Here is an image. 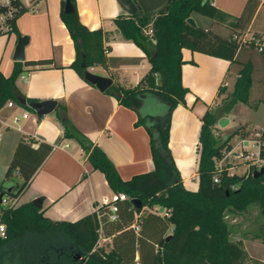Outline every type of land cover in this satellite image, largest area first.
<instances>
[{
  "label": "trees",
  "instance_id": "trees-1",
  "mask_svg": "<svg viewBox=\"0 0 264 264\" xmlns=\"http://www.w3.org/2000/svg\"><path fill=\"white\" fill-rule=\"evenodd\" d=\"M71 2L74 11L65 12V0H62L60 12L75 48V59L70 66L89 82L85 72L90 67L108 65L107 32L101 28H88L80 19L76 0ZM13 5L16 9L9 20L10 29L0 35L17 32L16 20L27 11L19 0H13ZM257 6L258 0H248L239 16H231L211 0H169L156 15L137 12L117 16L114 19L117 29L124 39L133 41L144 51L151 67L136 86L126 88L112 84L105 92L137 111L135 124L144 126L149 134L154 169L123 179L106 153L75 127L67 115L66 106L60 104L58 116L63 125V136L77 141L87 153L91 166L104 173L113 192H123L127 199L118 203V219L114 221L108 219L106 207L100 208L101 221L94 211L74 222H59L44 217L41 208L32 202L15 208L0 203V221L6 226L5 236H0V258L13 240L28 233L53 230L64 234L72 245L60 248L56 263L51 264H243L246 251L241 242L231 239L226 213L230 210L242 212L257 204L264 216V172L254 177L255 169L241 174H230L226 166L219 169L217 161L230 147L232 136L237 132L245 135L248 131L240 128L219 142L215 128L220 118L226 116L237 102H249L252 63H243L234 90L224 103L206 110L201 118L197 190L184 186L169 141L173 111L179 104L187 103L186 95L190 91L182 82L183 48L234 61L244 40V30ZM193 12L208 16L215 23L228 25L231 34L226 37L211 28L191 25L188 18ZM150 29L151 34L148 33ZM52 63L51 59L16 61L8 77L0 71V109L8 101L26 107L36 102L19 90L16 79L23 72V64L45 66ZM148 96L162 103L164 111L161 115L143 112ZM258 103H251V106L255 108ZM52 150L53 145L46 142L35 147L20 141L0 185V193L18 197ZM16 171L21 182L12 180ZM215 175H218V181L214 179ZM136 198L142 201L143 207L134 206ZM154 206L164 207L165 215L153 212L141 215L139 230L134 231L132 224L136 215L144 207ZM171 226L172 232L167 239ZM100 228L103 235L112 236L110 250L99 245ZM136 251L139 252L138 261ZM44 264L49 263L45 261Z\"/></svg>",
  "mask_w": 264,
  "mask_h": 264
},
{
  "label": "crops",
  "instance_id": "crops-1",
  "mask_svg": "<svg viewBox=\"0 0 264 264\" xmlns=\"http://www.w3.org/2000/svg\"><path fill=\"white\" fill-rule=\"evenodd\" d=\"M61 2L62 0L38 1V10L32 11L27 7V11L17 18V32L0 35V71L4 76L8 77L13 71L19 36L27 35L29 42L25 46V60L20 62L51 59L53 63L45 66L23 64V72L16 79V84L26 97L37 101H57L56 110L43 116H39L31 106H22L16 102H13V106L6 103L0 109V119L7 121L13 114L29 112V117L21 120L20 129L2 128L0 185L5 180L7 168L20 141L35 147L40 142L49 143L53 145V150L17 197L13 208L41 199L39 207L44 217L53 221L74 222L93 213L95 206L114 192L104 173L91 166L87 153L80 144L63 136V125L58 116L60 104L66 106L67 115L75 127L106 153L123 179L153 170L154 161L146 128L135 124L138 120L137 111L122 105L113 95L84 80L70 66L75 59V48L60 15ZM168 2L169 0H76L81 21L92 30L101 28L107 32L105 46L108 65L93 66L89 70L111 77L112 84L126 88L136 86L150 70L151 64L138 45L123 38L114 19L119 15H134L137 12L156 15ZM211 2L229 15L239 16L248 0ZM193 19L197 25L196 19ZM209 28L226 37L232 32L228 25L214 21ZM223 29L227 34H224ZM243 37L247 42L241 44L234 61L183 48L185 62L182 66V82L190 91L186 95L187 103L179 104L173 111L169 147L187 189L197 190L199 187L201 118L206 110L224 103L234 90L240 69L246 62L253 65L249 102H237L224 116L228 120L226 125L222 127L218 122L215 133L219 129L227 130L222 133L223 137L240 128L248 132L264 128V123L257 118V112L264 107V3L260 0ZM98 67L101 72L95 71ZM259 68L262 74L256 77ZM258 101L253 108L251 103ZM143 112L153 113L145 109ZM240 135L239 132L235 133L230 143L235 142L233 138L238 139ZM179 161L183 166L179 165ZM15 174L19 176L18 171ZM149 212L164 216L165 208L144 207L136 215L134 223H138L140 216ZM172 228L173 226L169 228L168 236ZM99 233V245L110 250L112 236ZM68 245H72L71 241L64 234L53 230L28 233L7 246L6 251L1 253L0 264H44L45 261L49 264L56 263L59 249ZM156 250L158 251V247ZM136 260H139L138 251Z\"/></svg>",
  "mask_w": 264,
  "mask_h": 264
},
{
  "label": "built area",
  "instance_id": "built-area-1",
  "mask_svg": "<svg viewBox=\"0 0 264 264\" xmlns=\"http://www.w3.org/2000/svg\"><path fill=\"white\" fill-rule=\"evenodd\" d=\"M22 4L28 7L32 11L38 10V1L40 0H19ZM264 3V0H260ZM16 7L13 5V0H0V33H6L10 29L9 20L13 18ZM151 34L152 30H148ZM243 42H246L244 39ZM262 50V47H260ZM24 77V76H23ZM8 106H13L12 101L7 102ZM29 112L23 111L22 113L13 114L10 120L0 119V137L2 136V128L16 127L20 129L19 124L22 119L28 118ZM264 128L255 129L249 131L245 135H240L235 142L230 143V147L225 149L221 159L217 161V167L222 169L226 166L230 174H234V168L237 163H246L248 167L246 170L260 169L264 164V157L262 156V150L264 149ZM244 171V172H245ZM214 179L218 181V175L214 176ZM127 199V195L123 192L112 193L110 196H106L100 203L95 206V211L98 219L101 221L102 211L101 207H106V215L108 219L114 221L118 219L119 205L122 200ZM17 197H10L8 194H4L2 197V204L6 207H14ZM132 227L138 231L139 224L134 223ZM101 232V228L99 230ZM6 226L4 223H0V235L5 236Z\"/></svg>",
  "mask_w": 264,
  "mask_h": 264
},
{
  "label": "rangeland",
  "instance_id": "rangeland-1",
  "mask_svg": "<svg viewBox=\"0 0 264 264\" xmlns=\"http://www.w3.org/2000/svg\"><path fill=\"white\" fill-rule=\"evenodd\" d=\"M191 17L195 18L197 25L202 27L209 28L213 23L210 17L197 12H193ZM223 32L227 34L224 29ZM258 55L262 56L261 53ZM95 71L101 72L100 67H98V69L96 68ZM259 74H262L260 68L256 73V77H258ZM229 88H231V85ZM162 108V103L158 102L153 96L147 97L144 106L145 110L153 112L152 115H161L164 111ZM257 113L258 121L264 123V107ZM224 131L226 132L227 130L219 129L216 131L219 142L221 138H223L221 136ZM233 133H231V135H233ZM236 139L237 138L234 137L233 141H236ZM246 167H248L246 163H237L234 171L235 173L241 174ZM12 180L21 182V178L15 173L12 175ZM226 221L231 230V239L236 242H241L242 247L246 251V259L243 264H264V216L261 214L260 207L257 204H252L242 212L230 210L226 213Z\"/></svg>",
  "mask_w": 264,
  "mask_h": 264
},
{
  "label": "water",
  "instance_id": "water-1",
  "mask_svg": "<svg viewBox=\"0 0 264 264\" xmlns=\"http://www.w3.org/2000/svg\"><path fill=\"white\" fill-rule=\"evenodd\" d=\"M65 12H72L74 11L73 4L71 0H65V7H64ZM188 22L195 26L196 22L192 17L188 18ZM29 42V36L27 35H22L19 36L18 42L15 48V53H14V60L16 61H24L25 60V46ZM85 78L92 84L96 85L101 91L107 90L113 83V79L111 77L107 76H102L99 74H96L90 70H87L85 72ZM30 106L36 111V113L39 116H43L46 114H49L56 110L57 108V101L56 100H44V101H36L32 102ZM228 122L227 118L222 117L219 120V124L224 127L226 123ZM228 138V135H224L223 139L226 140ZM264 172V167H261L259 170H255L253 175L254 177L260 176ZM10 188L8 189V191ZM4 193H0V203L2 202V197ZM33 203L36 206H41L42 200L41 199H35ZM134 206L141 208L143 207L142 201L139 198H136L133 200ZM164 207H161V210H163ZM170 236L167 237L169 239Z\"/></svg>",
  "mask_w": 264,
  "mask_h": 264
},
{
  "label": "bare ground",
  "instance_id": "bare-ground-1",
  "mask_svg": "<svg viewBox=\"0 0 264 264\" xmlns=\"http://www.w3.org/2000/svg\"><path fill=\"white\" fill-rule=\"evenodd\" d=\"M179 165H180V166H183V163H182L181 161H179Z\"/></svg>",
  "mask_w": 264,
  "mask_h": 264
}]
</instances>
